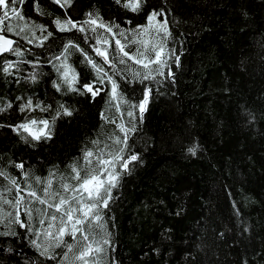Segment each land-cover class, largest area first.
I'll use <instances>...</instances> for the list:
<instances>
[{"label":"trees","instance_id":"obj_1","mask_svg":"<svg viewBox=\"0 0 264 264\" xmlns=\"http://www.w3.org/2000/svg\"><path fill=\"white\" fill-rule=\"evenodd\" d=\"M37 2L43 14L36 12ZM17 7L53 35L43 46L29 32L24 35L33 39L31 44L13 35L23 56L0 59V108L6 109L0 112V125H5L0 127V167L19 177L10 162L22 161L33 176L47 177L51 170L67 175V166L93 147V139L110 143L107 138L119 134L100 117L115 113L107 103V82L97 85L105 91L95 99L53 87V81L59 82L54 67L59 61L52 58L69 40L102 64L91 45L103 30L60 32L55 19L83 22L93 13L119 25L113 29L118 33L144 24L148 12L162 11L171 33L168 67L156 81L145 82L152 88L150 101L128 140L129 154H138L139 161L122 175L102 213L112 241L105 264H264V0H147L139 13L116 0H73L67 8L53 0H24ZM104 34L116 69H124L115 41ZM35 35L46 33L35 30ZM71 51L69 63L81 83L94 81L92 68ZM5 61L16 63L10 73L2 71ZM104 68L113 74L108 65ZM114 79L125 97L141 98L145 84L128 72ZM29 98L33 105L51 108L21 113L19 106ZM60 104L73 114L56 120L50 140L25 143L8 127L26 116L51 120ZM122 108L126 112L127 106ZM192 147L195 155L188 151ZM5 183L0 178V185ZM12 230L15 235H0V264H60L63 248L49 259L30 243L34 237L26 228L13 225Z\"/></svg>","mask_w":264,"mask_h":264},{"label":"snow or ice","instance_id":"obj_2","mask_svg":"<svg viewBox=\"0 0 264 264\" xmlns=\"http://www.w3.org/2000/svg\"><path fill=\"white\" fill-rule=\"evenodd\" d=\"M53 2L61 8H67L72 5L73 0H53ZM146 2L147 0H116L117 4L132 13L141 12ZM23 3L24 0H0V56L6 53L16 57L23 56L21 49L16 46L17 42L11 38L13 35L21 37L29 44L33 43V39H39L40 43L37 46H43V42L53 35L45 25L37 24L23 15L17 7L18 4ZM36 12L43 14L38 2ZM87 16L88 18L83 22L74 21L69 17L64 20L57 18L53 23L60 32L76 30L80 33L90 31L96 34L102 29L103 32L93 37L95 44L91 45L92 51L100 57L102 64L97 63L78 43L69 40L63 45L62 53L52 58L59 61V64L54 65L59 75V82L53 81V87L58 92L63 87L67 92L90 95L95 99L105 91L97 85L107 82L110 85L107 103L119 115L114 113L110 117L102 112L100 117L105 123L114 124L119 134L114 132L110 135L107 138L110 143L93 139L91 141L93 147L83 149L82 156L67 166L69 170L67 175L51 170L47 177L33 176L25 170L22 161L10 162L11 166L19 171V177L0 167V178L6 181L5 184L0 185V225L7 229L0 232V235H15L12 230L13 225L26 228L34 237L30 243L42 256L55 259L56 256L52 254L54 250L64 249L60 264H105L112 241L102 213L109 207L113 199V189L119 186L122 175L130 172V165L139 161L138 154H129L128 140L130 134L136 130L134 121L137 117L143 119V113L147 110L150 101L152 88L145 82L156 81L157 76H163L170 58L167 41L171 33L167 19H161L164 17L162 11H150L145 16L144 24L128 30H119L118 33H114L113 29H119V25L105 23L93 13H88ZM35 30L46 35L37 38ZM26 32H29L33 39L24 35ZM104 33L111 34L112 40L115 41V54L119 57L118 63L126 65L124 69H116L117 61L109 52L111 43ZM117 36L122 39H118ZM88 39L89 37L85 36V43ZM71 50L79 52L83 61L92 68L96 74L94 81L81 83L79 73L69 63ZM171 54L174 55V50ZM129 61L132 63L129 64ZM178 61L179 57L176 58L177 63ZM104 65L113 69L112 75H109ZM132 65L137 67L133 68ZM15 67V62L5 61L2 71L10 73ZM121 71L128 72L132 80L145 84L141 98L137 102L125 97L120 90V84L114 79V76L120 75ZM168 75H172L170 69ZM31 79L35 81V73L31 75ZM132 80L127 82L130 83ZM123 105L127 106L126 112L122 108ZM7 107L11 108L12 105L8 104ZM50 108V105H33L32 99L29 98L25 104L19 106V111L24 113L39 109L41 112H46ZM5 110L0 108V112ZM72 114L70 108L60 104L51 120L26 116L23 122L8 127L25 143H29L30 140L32 142L50 140L52 126L56 120L61 116ZM125 115L128 118L127 122ZM4 126L0 125V127ZM188 151L195 155L196 148H189ZM22 214L26 220L21 218ZM65 237H71V242Z\"/></svg>","mask_w":264,"mask_h":264},{"label":"water","instance_id":"obj_3","mask_svg":"<svg viewBox=\"0 0 264 264\" xmlns=\"http://www.w3.org/2000/svg\"><path fill=\"white\" fill-rule=\"evenodd\" d=\"M12 39H13V38H12ZM13 40H15V39H13ZM15 41H16V40H15ZM16 42H17V41H16ZM5 55H7V53H6V54H4L3 56H0V59H1V58H3ZM0 251H1V252H3V251H4V249H0Z\"/></svg>","mask_w":264,"mask_h":264}]
</instances>
